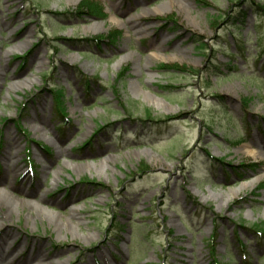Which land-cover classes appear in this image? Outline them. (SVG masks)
<instances>
[{"label": "rangeland", "instance_id": "obj_1", "mask_svg": "<svg viewBox=\"0 0 264 264\" xmlns=\"http://www.w3.org/2000/svg\"><path fill=\"white\" fill-rule=\"evenodd\" d=\"M245 144L264 153V0H0L10 264H264Z\"/></svg>", "mask_w": 264, "mask_h": 264}, {"label": "bare ground", "instance_id": "obj_2", "mask_svg": "<svg viewBox=\"0 0 264 264\" xmlns=\"http://www.w3.org/2000/svg\"><path fill=\"white\" fill-rule=\"evenodd\" d=\"M109 22L116 23L117 21L115 18H113V19H109ZM131 25L133 26L132 28L138 29L134 23H132ZM243 148L245 149L244 152L247 155L252 156L254 158L258 155L259 156L264 155V153L258 154L257 148H255L254 146L245 144ZM5 159H6V170L8 173H16L19 171L22 163L21 159L16 157L15 160L13 155H8L5 157ZM254 183L255 180L246 181L241 183V185L238 187L231 188L227 200L231 201V198L234 197L235 195H238L242 189L247 188ZM1 194L2 193L0 192V199H1ZM13 238L8 237V238L0 239V264H10V261L16 257L15 254H18L20 249L23 248L24 244L20 243L19 246H17L16 242L13 241Z\"/></svg>", "mask_w": 264, "mask_h": 264}, {"label": "trees", "instance_id": "obj_3", "mask_svg": "<svg viewBox=\"0 0 264 264\" xmlns=\"http://www.w3.org/2000/svg\"><path fill=\"white\" fill-rule=\"evenodd\" d=\"M200 1V0H199ZM84 6L87 7L90 12L93 14V15H96L98 13H101V8L98 7L96 5V3L94 2H91V1H87L84 3ZM101 18H103L102 15H97ZM85 82L88 83V85L91 83L90 79L85 77ZM58 95V100H59V106H57V115L59 116V118H61L62 121H65L66 119V114L64 113V107H63V101L62 99L64 98L65 94L63 93L62 90H57L56 93ZM148 111V116H150L151 114V111L147 110ZM252 232L254 231L255 234H258V235H261L263 234L264 235V225H259V224H255L251 229H250Z\"/></svg>", "mask_w": 264, "mask_h": 264}]
</instances>
